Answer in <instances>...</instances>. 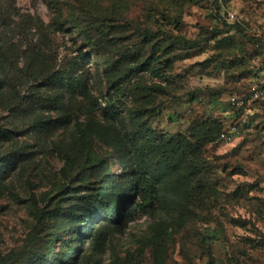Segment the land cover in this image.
<instances>
[{"label":"rangeland","instance_id":"obj_1","mask_svg":"<svg viewBox=\"0 0 264 264\" xmlns=\"http://www.w3.org/2000/svg\"><path fill=\"white\" fill-rule=\"evenodd\" d=\"M263 71L264 0H0V264H264Z\"/></svg>","mask_w":264,"mask_h":264},{"label":"trees","instance_id":"obj_2","mask_svg":"<svg viewBox=\"0 0 264 264\" xmlns=\"http://www.w3.org/2000/svg\"><path fill=\"white\" fill-rule=\"evenodd\" d=\"M91 132L89 129L84 126L81 130V137L82 140H87V137L89 138V134ZM110 137L108 138L107 142L112 144V146L117 150L118 155L121 153H124L123 147L124 144L122 142V139L119 135L116 134V132L111 129L110 131ZM86 138V139H85ZM134 142L136 143L137 147L139 148L141 153H147L148 152V144L151 143L152 145H160V142H158L156 139L152 138L151 135L144 136L141 134H138L134 137ZM170 145L177 149L179 148L178 143L174 140L168 141ZM92 203L95 205L97 211H99V216L108 218L109 220H113L116 218L118 212L120 209H127V202L125 200H121L119 196H117L115 189H106L102 193H97L95 195L91 196Z\"/></svg>","mask_w":264,"mask_h":264},{"label":"built area","instance_id":"obj_3","mask_svg":"<svg viewBox=\"0 0 264 264\" xmlns=\"http://www.w3.org/2000/svg\"><path fill=\"white\" fill-rule=\"evenodd\" d=\"M233 18H234L233 15H231L230 13H226V17H225L226 20H233ZM251 91L254 93V96L256 98L258 97L264 98V71L262 73V77L255 83ZM237 100L238 98L234 94L231 97V101L236 102ZM221 138H225V134H222Z\"/></svg>","mask_w":264,"mask_h":264}]
</instances>
